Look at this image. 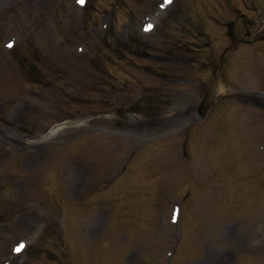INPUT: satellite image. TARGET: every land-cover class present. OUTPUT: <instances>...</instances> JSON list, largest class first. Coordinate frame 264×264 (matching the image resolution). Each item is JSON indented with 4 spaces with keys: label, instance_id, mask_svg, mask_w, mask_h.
Returning <instances> with one entry per match:
<instances>
[{
    "label": "rangeland",
    "instance_id": "1",
    "mask_svg": "<svg viewBox=\"0 0 264 264\" xmlns=\"http://www.w3.org/2000/svg\"><path fill=\"white\" fill-rule=\"evenodd\" d=\"M162 2L94 0L86 9L77 0H0V264L24 263L25 254L14 255L12 246L34 242L44 225L63 227L64 212L68 247L58 257L64 259L61 254L66 253L65 262L162 264L169 250L167 236L179 231L168 223L172 208L181 204V192L175 188L183 189V180L191 181L180 195L187 209L181 223L185 241L169 264H264V255L258 254L264 246V208H258V220L247 216L264 200V159L251 154V160L248 151L238 147L237 129L231 138L236 122L240 132L241 126L248 131L258 127L255 137H263L264 102L256 106L236 98L226 101L207 122L206 128L211 124L214 130L209 129L205 146L203 130L194 126L203 121L196 110L199 99L232 43L227 23L233 22L236 37H246L247 31L254 37L264 0H177L171 20L166 17L171 9H161ZM161 15L163 25L157 32L141 33L143 18L156 22ZM112 26L107 35L116 33L121 43L141 39L139 56L148 48H154L152 55L167 56L164 67H157L174 83L143 72L145 64L154 67L151 61L133 54L123 61L120 52L114 54L105 39ZM10 41L17 53L42 54L45 78L53 81V90L21 79L15 49L6 47ZM227 59L224 69L231 93H262L264 41L241 44ZM135 83L157 92L156 113L151 109L149 120L126 111L137 97L155 93H142ZM172 98L182 103L177 110L160 105ZM235 103L243 110L235 112ZM65 116L73 118L68 121L92 118L64 127ZM88 132H94L90 138ZM69 140V145L59 146ZM84 151L91 155L90 162L81 156ZM127 155L139 162L126 163ZM69 156L73 158L60 162ZM180 166L183 171L176 178L172 171H181ZM114 173H120L118 180L110 182ZM152 175L162 182L152 181ZM96 179L101 185L88 192ZM8 213L10 219L3 221ZM261 235L262 244L254 243ZM130 244L132 248H123Z\"/></svg>",
    "mask_w": 264,
    "mask_h": 264
},
{
    "label": "snow or ice",
    "instance_id": "2",
    "mask_svg": "<svg viewBox=\"0 0 264 264\" xmlns=\"http://www.w3.org/2000/svg\"><path fill=\"white\" fill-rule=\"evenodd\" d=\"M80 2L83 3V0H80ZM169 2H170V0H169ZM9 46H11V45H9ZM17 251H19V249H17Z\"/></svg>",
    "mask_w": 264,
    "mask_h": 264
},
{
    "label": "water",
    "instance_id": "3",
    "mask_svg": "<svg viewBox=\"0 0 264 264\" xmlns=\"http://www.w3.org/2000/svg\"><path fill=\"white\" fill-rule=\"evenodd\" d=\"M205 108H203L202 110L204 111Z\"/></svg>",
    "mask_w": 264,
    "mask_h": 264
}]
</instances>
